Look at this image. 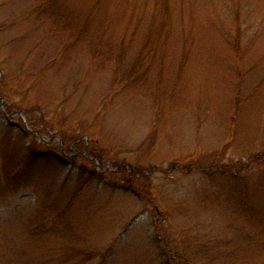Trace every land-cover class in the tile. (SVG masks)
Here are the masks:
<instances>
[{"label":"rangeland","instance_id":"1","mask_svg":"<svg viewBox=\"0 0 264 264\" xmlns=\"http://www.w3.org/2000/svg\"><path fill=\"white\" fill-rule=\"evenodd\" d=\"M0 98V264H264V0H0Z\"/></svg>","mask_w":264,"mask_h":264},{"label":"trees","instance_id":"2","mask_svg":"<svg viewBox=\"0 0 264 264\" xmlns=\"http://www.w3.org/2000/svg\"><path fill=\"white\" fill-rule=\"evenodd\" d=\"M15 115L16 114H12V113L9 114V116H15ZM16 116H21V115L19 114V115H16ZM32 132L35 133L34 131H32ZM38 132L40 133V131H38ZM69 140L70 139H66V138L64 139V138H62L61 139V142H58V141L57 142L59 143V145L63 149H65V145L67 144L66 141H69ZM75 142H77V141H75ZM84 147H83L84 150L82 149V152H81V155L82 156H85L88 153L87 152L88 147H87V143L86 142H84ZM116 172L120 173V176H121V179H122V183H125L127 181V186H130L129 184H130V181H131L132 178H137L140 175L138 173V171L134 170L131 166H128V165H119V167H117V169H116ZM144 174L145 173H143L142 175H144ZM130 188H131V186H130Z\"/></svg>","mask_w":264,"mask_h":264},{"label":"water","instance_id":"3","mask_svg":"<svg viewBox=\"0 0 264 264\" xmlns=\"http://www.w3.org/2000/svg\"><path fill=\"white\" fill-rule=\"evenodd\" d=\"M1 102L3 103V99H2V98H1ZM0 107L3 108V105L1 104ZM14 114H19V113H14ZM28 129L30 130V128H28ZM52 139H56V140H58V141H61L60 138H59L58 136H53L52 138H47V139H45V140H52ZM95 162H96V164H98L97 159H95Z\"/></svg>","mask_w":264,"mask_h":264}]
</instances>
